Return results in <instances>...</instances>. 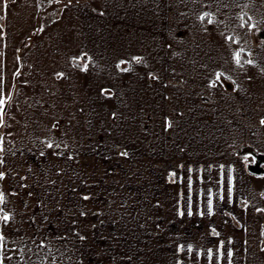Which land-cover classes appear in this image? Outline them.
Listing matches in <instances>:
<instances>
[{"label": "crops", "instance_id": "0c3cea01", "mask_svg": "<svg viewBox=\"0 0 264 264\" xmlns=\"http://www.w3.org/2000/svg\"><path fill=\"white\" fill-rule=\"evenodd\" d=\"M0 100V264H264V0H0Z\"/></svg>", "mask_w": 264, "mask_h": 264}, {"label": "snow or ice", "instance_id": "6c2138e0", "mask_svg": "<svg viewBox=\"0 0 264 264\" xmlns=\"http://www.w3.org/2000/svg\"><path fill=\"white\" fill-rule=\"evenodd\" d=\"M201 19H203V17H201ZM209 22H211V21H209ZM237 63H239V54H237ZM218 79H219V75H218ZM4 103V101L3 100H0V104H3ZM262 123H264V121H262ZM49 148H51L52 147V144H48L47 145ZM252 159H253V161L255 160V158L254 157H252ZM2 176H3V174L2 173H0V178H2ZM0 199H2V196H0ZM211 208V202L209 201V209ZM3 219L5 220V221H7L8 219H9V217L7 216V215H5L4 217H3ZM0 239H2V238H0Z\"/></svg>", "mask_w": 264, "mask_h": 264}, {"label": "rangeland", "instance_id": "374dc122", "mask_svg": "<svg viewBox=\"0 0 264 264\" xmlns=\"http://www.w3.org/2000/svg\"><path fill=\"white\" fill-rule=\"evenodd\" d=\"M170 175H172V174H168V176H170ZM170 179H171V177H169Z\"/></svg>", "mask_w": 264, "mask_h": 264}, {"label": "built area", "instance_id": "2783aa9c", "mask_svg": "<svg viewBox=\"0 0 264 264\" xmlns=\"http://www.w3.org/2000/svg\"><path fill=\"white\" fill-rule=\"evenodd\" d=\"M169 177H173V175H170Z\"/></svg>", "mask_w": 264, "mask_h": 264}]
</instances>
